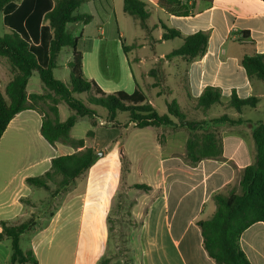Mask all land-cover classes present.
Returning a JSON list of instances; mask_svg holds the SVG:
<instances>
[{"label": "crops", "instance_id": "0c3cea01", "mask_svg": "<svg viewBox=\"0 0 264 264\" xmlns=\"http://www.w3.org/2000/svg\"><path fill=\"white\" fill-rule=\"evenodd\" d=\"M143 1L147 3L150 11L148 27L151 32L146 33L136 21V27L140 30L131 36L130 45L123 41L125 35L120 27L117 36L112 40L105 37L106 31L103 29L104 19L109 20L114 15L118 22V13L125 14L124 0L87 2L95 8V13L88 14L92 16L89 24L96 19L102 24L99 37L91 36L86 39L84 33L78 37L69 32L79 38L78 50L83 53L84 76L90 81H95L106 93L125 91L132 94L138 88L141 89L139 77L145 71L146 62L155 64L164 60L163 69L172 63L184 65L185 71L188 72L187 98L189 94L193 99L199 98L209 86L222 90V104L213 106L207 113H202L198 121L211 120L209 114L214 107L216 113L213 119L228 115L233 120L241 118L245 121L233 126L213 124L211 129L222 141L223 160L205 159L195 166L185 160L186 143L189 138V134L184 132L185 128L178 129L179 131L169 127L144 129H156L157 136L154 139L156 158L160 162V175L147 184L152 187L147 196L151 197V200L142 216L141 245L138 249H133L134 255L139 259V264H216L204 249L198 222L209 219L214 214L213 196L218 193L227 194L236 188L243 170L255 161L253 125L264 121V115L259 118L246 117L247 108L238 113L228 109V104L234 91L241 99L253 95L260 100L264 97V82H255L252 85L245 69L240 65V58L245 54H252L253 49L258 54H264V1L213 0L211 3L198 1L194 15L189 17L169 14L159 5V0ZM162 25L179 30L186 36L208 31L210 38L204 57L190 65H186L182 58L166 59L170 53L159 51L160 43L165 42L162 40L164 33ZM159 29L160 35L153 36ZM244 31L250 34L247 40L241 37V32ZM144 33L147 38L138 42L139 35ZM80 41H86L88 45L79 49ZM252 42H255L254 47L250 46ZM133 52L141 55L136 54L133 59L135 69L129 59V54ZM119 60L121 66L117 67L116 62ZM3 61L5 60H0V88L4 91L11 80V73L8 64ZM32 77L27 86L28 95L44 94L45 87L42 82L35 83L34 91L29 90ZM258 106L255 108L257 112ZM61 107L60 103L58 105L60 120L64 122L70 115L64 119ZM101 121L99 126L90 130L95 134V141L103 138L100 134L104 131L100 130L103 128ZM41 126L42 117L37 111H22L12 119L0 141V230L2 222L18 225L34 218L35 212L44 203L47 196L43 193L49 191L29 186L27 179L43 176L50 170L54 158L77 152L61 143L50 145L42 136ZM159 136H164L162 143L158 141ZM73 138L85 139L86 147L96 149L89 144L86 137ZM77 200L79 199L65 201L45 226L37 228L36 224L34 229L21 237L20 245L24 237L28 244L22 249H32L38 264H101L104 252L99 254L94 231L97 215L93 213L95 212L93 207L101 206V203L93 199L82 201L78 213L73 209L78 206L75 204ZM40 219L41 216L36 217L35 222ZM71 220L80 223L82 232L85 229L88 232L85 246L73 260L67 258V250L60 243L54 248L51 245L52 239L48 240V245L46 241H42L44 236L47 238L48 233L58 229L57 223L63 222V229H66L65 223H70ZM241 246L251 264H264V223H256L246 230L241 237ZM11 254V241L6 239L0 242V264H8ZM108 264L118 262L109 260Z\"/></svg>", "mask_w": 264, "mask_h": 264}, {"label": "trees", "instance_id": "16d2710c", "mask_svg": "<svg viewBox=\"0 0 264 264\" xmlns=\"http://www.w3.org/2000/svg\"><path fill=\"white\" fill-rule=\"evenodd\" d=\"M88 1L0 0L3 24L9 30V33L0 37V60L7 62L11 73V80L5 90L0 88V141L16 115L25 110H35L42 117V136L50 145L61 143L77 150L71 155L54 158L48 172L27 179V184L50 191V184L53 183L59 193L87 174L98 159L97 152L92 147H86L85 139L73 138L71 130L82 118L102 120L100 110L105 112L110 124H118L122 116L126 118V126L133 124L137 129H187L189 138L185 160L192 166L205 159L223 160L222 141L211 126H233L244 123L243 119L233 120L223 115L211 120H189L176 100L166 104V114L159 115L142 89L138 88L132 94L125 91L108 94L95 81L84 76L83 53L78 50L79 38L74 37L67 26L79 22L89 24L92 21V16L78 12ZM198 1L211 3L213 0H159V5L169 14L189 17L194 15ZM123 9L126 15L139 22L146 33L151 32L148 27L150 11L145 1L124 0ZM162 26L163 41L182 40V46L168 54L166 59L182 58L186 65H190L204 57L210 38L208 31L186 36L179 30ZM241 37L247 40L250 34L244 31ZM250 46L254 47L255 42ZM66 48L72 51V59L68 64L70 84L54 76L58 58ZM240 65L252 85L264 82V54H258L253 49L252 54L240 58ZM33 72L38 73L45 87L44 94L28 95L27 86ZM185 81L188 86L187 71ZM76 95H87L88 98L84 100ZM222 97V90L212 86L207 87L197 99L188 95V99L195 103V110L202 113L221 105ZM260 101L255 95L241 99L234 91L228 109L241 113L245 108H257ZM62 102L72 112L64 122L60 120L58 108ZM87 134L91 136L93 132ZM252 136L256 148L255 161L243 170L238 189L233 188L227 194H215L212 198L214 214L198 222L204 249L216 264H251L242 249L241 237L254 224L264 223V121L253 125ZM133 187L146 193L152 190L147 184H135ZM34 227L33 218L18 225L1 223L0 242L6 239L11 241L12 254L8 264H38L34 251L24 250L20 245L21 237ZM108 263L109 260L101 262Z\"/></svg>", "mask_w": 264, "mask_h": 264}, {"label": "rangeland", "instance_id": "374dc122", "mask_svg": "<svg viewBox=\"0 0 264 264\" xmlns=\"http://www.w3.org/2000/svg\"><path fill=\"white\" fill-rule=\"evenodd\" d=\"M79 12L93 14L95 8L92 4L87 3L80 8ZM117 17L118 22L114 15L109 20L104 19L105 37L112 40L117 36L120 27L125 35L123 41L130 45L131 36L140 30L136 27V20L122 13H118ZM100 27H102V24L99 19H96L92 24H70L68 25V31L78 37L84 33L83 35L87 39L91 36L99 37ZM7 33H9V30L4 26L3 14L0 13V37ZM160 33L161 29L156 30L153 36L158 37ZM145 38H147L146 33L139 35L137 41L142 42ZM87 45L86 41H80L79 49H83ZM181 45L182 40L180 39L165 41L160 43L159 51L171 53ZM136 54V52L129 54L134 69L133 59ZM71 58L70 49H64L58 58V67L54 70V76L66 84H70L68 64ZM115 59L117 61L116 57ZM123 62L125 63V59ZM5 63L7 64V62ZM116 66H121L120 60L116 62ZM163 66L164 60H160L155 64H151L149 61L146 62L145 71L139 77L141 89L147 94L150 103L159 115L166 114V104L176 100L189 120L198 121L202 112H197L195 103L190 102L187 98L184 65L172 63L165 69H163ZM37 82L42 84L38 73L34 72L29 87L30 91H34ZM155 84L156 86H154ZM76 96L84 100L88 98L87 95ZM61 104L62 117L66 119L72 112L66 104L63 102ZM258 110L257 112L256 109L247 108L245 116L262 117L264 115V97L258 106ZM215 113L216 107L210 111V119H213ZM99 114L104 123L103 128H100V130H104L100 133L105 138L104 140L102 138L95 141L93 131V135L89 136L87 134L94 127L99 126L100 120L98 119L84 118L72 131L73 137H86L89 144L96 147L98 157L96 163L85 176L76 180L66 190L58 193L57 186L53 183L50 184L51 190L49 192L41 190V192H45L43 194H46L47 197L42 206L35 212L33 221L36 217L41 216V219L37 223L35 222V225L37 224V228L45 226L49 222V218L69 199H79L75 202L78 206L73 208L78 213L81 209L79 204L82 201L92 199L99 201L101 206H94L95 212L93 213L97 215L94 221V231L99 254L104 252L101 261L103 262L108 258L110 261L115 260L118 264H139L140 261L134 255L133 249H138L141 245L142 216L151 197H147L150 192L146 193L143 190L135 189L133 186L135 184H148L153 178L156 176L158 178L160 175V162L156 158V142L154 139L157 136L156 129L144 130L137 129L135 126H126V118L122 116L119 117L118 124H110L108 118H105L104 111L100 110ZM114 128L116 129L113 130ZM184 132L189 134L186 129H184ZM163 137L159 136L158 141L160 143L163 142ZM236 185H238L237 182ZM236 188L238 189V186ZM65 224L67 227L63 229V222L57 223L56 228L58 229L48 233L47 238L44 236L42 241H46V245H48V240L52 239L51 245L54 248L60 243L67 250V258L73 260L76 254L85 246V238L88 237V232L86 229L82 232L80 223H75L73 220ZM21 245L24 249L27 247L25 237Z\"/></svg>", "mask_w": 264, "mask_h": 264}, {"label": "built area", "instance_id": "2783aa9c", "mask_svg": "<svg viewBox=\"0 0 264 264\" xmlns=\"http://www.w3.org/2000/svg\"><path fill=\"white\" fill-rule=\"evenodd\" d=\"M101 124L104 125L103 121H101Z\"/></svg>", "mask_w": 264, "mask_h": 264}]
</instances>
